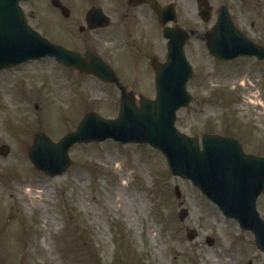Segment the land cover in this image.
I'll return each instance as SVG.
<instances>
[{"label":"rangeland","instance_id":"1","mask_svg":"<svg viewBox=\"0 0 264 264\" xmlns=\"http://www.w3.org/2000/svg\"><path fill=\"white\" fill-rule=\"evenodd\" d=\"M61 1L68 16L50 0L21 5L35 29L73 48L84 44L78 40L76 13L80 16L92 3L105 4L118 26L105 29V60L134 91H154L144 58L141 68L132 66L125 77L120 47L128 31L141 47L139 33L145 32L163 59L156 20L143 17L128 29L134 12L125 0ZM178 1V22L184 27H210L225 3L240 29L264 44V0H209L208 22L197 17L195 0ZM185 52L193 66L187 83L191 101L177 111V127L197 136L203 131L231 134L247 150L264 153V59L220 60L195 36L187 40ZM119 96L114 84L76 73L51 56L0 71V144L9 146L0 155V264H264V251L256 248L252 234L223 216L189 180L173 175L163 154L146 143L110 138L75 143L63 173L51 176L33 166L26 149L36 130L57 140L88 109L114 117ZM31 190L39 195L35 201L29 199ZM181 206L188 209L182 221L177 217ZM258 208L264 215V192ZM188 228H195L197 237L189 240ZM206 235L213 237L212 244Z\"/></svg>","mask_w":264,"mask_h":264},{"label":"water","instance_id":"2","mask_svg":"<svg viewBox=\"0 0 264 264\" xmlns=\"http://www.w3.org/2000/svg\"><path fill=\"white\" fill-rule=\"evenodd\" d=\"M51 2L67 14V8L59 0ZM199 2L206 4L207 0ZM153 7L160 12L158 5L153 4ZM201 15L207 19L209 10L203 9ZM160 20L165 22L168 18ZM163 35L168 38L167 53L165 61L154 62L155 98L142 97L136 105L132 94L122 89L116 117L87 111L77 128L58 141L38 131L28 147V156L37 168L55 175L69 164L68 149L76 142L100 141L108 137L122 142H148L163 152L173 174L190 179L224 215L235 218L240 227L251 230L257 247L264 250V220L256 209L257 196L264 187V157L245 153L236 139L214 133L204 132L200 145L197 137L175 127V110L190 99L185 85L191 66L183 51L188 33L165 26ZM206 45L212 54L223 59L244 53L264 57V47L249 40L235 27L224 6L220 7L212 29L206 33ZM44 55H52L62 64L73 65L118 84L112 69L97 56H82L49 41L31 28L25 21L19 0H0V69ZM7 151L6 145L0 146V153ZM186 213L182 208L179 218ZM187 235L193 237L195 230H189Z\"/></svg>","mask_w":264,"mask_h":264},{"label":"flooded vegetation","instance_id":"3","mask_svg":"<svg viewBox=\"0 0 264 264\" xmlns=\"http://www.w3.org/2000/svg\"><path fill=\"white\" fill-rule=\"evenodd\" d=\"M125 3L127 4V9L131 10L134 12V15L131 14L130 17V24L129 22L126 24V27L129 29H132L134 26H136L137 24H139V21L143 18V17H148V19L153 20L154 18L157 19V15L156 13L152 10V8L150 7L149 4L147 3H140V4H136L134 0H125ZM178 3L179 1L177 0H161L160 4L161 5H166L169 6L171 8L175 9V13L177 15L178 13ZM102 9L105 13V4L102 6ZM199 5L196 2V7H195V11H196V15L199 18L198 15V11H199ZM166 14L167 9L165 10ZM76 14H78V16H75L76 18V27H77V31L78 34H82L81 38H78V40H80L83 44L82 47L80 46H75L74 48H76L77 50L81 51V52H93V53H97L99 55H101V57L105 60V29H112L113 27H115V29L118 27L114 24V22H108V24L105 26V23H103L102 26H90L86 20H85V16L82 14L79 16V12H77ZM179 15V14H178ZM100 20V16H92V18L90 19V23L94 24L96 22H98ZM105 22V19H104ZM119 24V23H118ZM171 24H178V23H171ZM120 25V24H119ZM180 26H182L183 28H191V27H184L183 25L180 24ZM195 35L198 36L200 38V36H202V33L205 31L204 30H199V28L195 27ZM156 31V30H155ZM111 36L113 37V35L115 34V31L111 30ZM129 37H132V41H129ZM94 38L96 39V41L94 40ZM142 38V39H141ZM99 39V41H97ZM106 41H108V37H106ZM142 40L141 42V47H137V43H136V38L132 36L131 31H128L127 34V38L123 41V44L121 45V50H122V54H123V59H125V56L129 57L130 59H133L135 61H140L141 59L144 58V64L146 65V69H149V72L152 73V65H151V61L153 60V58L156 57V49L154 50L153 47L154 43L153 41H151V38H149L145 32H140L139 33V38L138 41ZM100 42H102L100 44ZM165 44V43H164ZM145 49L144 52H142L141 50ZM126 60V59H125Z\"/></svg>","mask_w":264,"mask_h":264},{"label":"bare ground","instance_id":"4","mask_svg":"<svg viewBox=\"0 0 264 264\" xmlns=\"http://www.w3.org/2000/svg\"><path fill=\"white\" fill-rule=\"evenodd\" d=\"M28 193H29V199L31 201H35L39 197V195L36 193V191L31 190Z\"/></svg>","mask_w":264,"mask_h":264}]
</instances>
